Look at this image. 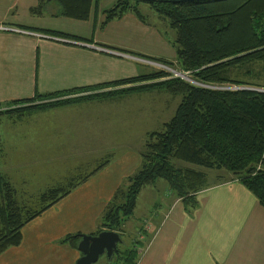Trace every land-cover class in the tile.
<instances>
[{
	"label": "trees",
	"instance_id": "trees-1",
	"mask_svg": "<svg viewBox=\"0 0 264 264\" xmlns=\"http://www.w3.org/2000/svg\"><path fill=\"white\" fill-rule=\"evenodd\" d=\"M92 1L40 0L30 9V14L41 16L46 6L54 3L58 9L56 16L86 21ZM141 4H146L167 22L169 30L175 32L171 43L175 59L170 62L139 57L190 71L203 85L227 89L195 87L178 79H168L166 72L154 70L110 84L47 96L35 95L30 100L0 105V119L7 117L21 121L35 112L153 90L181 97L174 116L162 130L146 136L139 170L128 176L126 186L115 190L104 208L100 228L92 236L102 231H113L122 236L123 225L132 216L139 193L158 180L166 182L185 210L195 209L197 194L213 183H209L207 173L190 167L232 175V179L221 178L215 184L239 182L264 208V92L247 90L264 91V0H213L178 5L117 0L105 11L102 27L127 13L148 24L138 10ZM30 32L72 39L51 31ZM108 88L114 90L106 91ZM99 90L101 92L74 99L34 104L43 99ZM106 163L101 164V168ZM175 163L190 167H177ZM94 172L70 186H56L46 191L36 210L18 202L17 191L0 173V255L19 246L21 230L26 224L68 196ZM82 236L80 233L66 235L59 242L77 249ZM137 252L135 246L118 249V254L107 264H136Z\"/></svg>",
	"mask_w": 264,
	"mask_h": 264
},
{
	"label": "rangeland",
	"instance_id": "rangeland-1",
	"mask_svg": "<svg viewBox=\"0 0 264 264\" xmlns=\"http://www.w3.org/2000/svg\"><path fill=\"white\" fill-rule=\"evenodd\" d=\"M54 6L57 8L56 4ZM138 10L171 45L175 32L167 28V22L146 4L139 5ZM140 69V73L158 70L155 66ZM110 90L114 89H106ZM156 91L35 112L21 121L2 117L0 173L17 191L18 202L36 210L46 191L75 184L100 167L68 194L66 198L79 200V204L73 208L74 214L63 218L68 235L79 234V230L81 235L90 234L89 231L96 233L106 206L97 202L102 199V186L112 180L118 184L114 185L115 190L127 185L128 176L140 168V153L146 136L161 131L181 101V97ZM190 168L207 173L209 183H213L197 194V207L185 210L162 180L144 187L132 216L123 225L122 242L117 248L133 247L139 232L147 229L148 237L137 247L139 258L156 238V241L180 248L186 264H214L213 259L224 263L249 252L250 256L255 255V262L258 261L256 253L258 247L264 248V237L262 241L252 237L257 226L252 219L256 215L254 205H258L255 197L236 181L215 184L221 178L232 179L230 174ZM240 199L245 200L240 202ZM40 222L39 216L22 228L28 225V235L25 234L24 242L14 247L19 253L8 252L13 247L7 249L6 254L0 255V264H24L43 251L48 256V264H53V250L64 245L58 239L49 241L48 236L34 237ZM95 264H107L106 257L101 256Z\"/></svg>",
	"mask_w": 264,
	"mask_h": 264
},
{
	"label": "crops",
	"instance_id": "crops-1",
	"mask_svg": "<svg viewBox=\"0 0 264 264\" xmlns=\"http://www.w3.org/2000/svg\"><path fill=\"white\" fill-rule=\"evenodd\" d=\"M39 1L0 0L1 106L13 101L30 100L35 95L47 96L75 89L92 88L148 74L140 73V68L150 66L144 61L152 60L139 56L170 62L175 59L173 47L161 35L158 28L142 23L132 13H127L119 20H113L102 27L105 21V11L111 8L117 0L98 2L93 0L89 18L86 21L56 16L58 9L53 3L46 6L43 15L33 16L30 14V9L35 8ZM104 4H108L106 8L103 7ZM27 29L56 32L67 35L73 40L48 37L45 34L43 36L46 37H37L36 34L42 35V33L26 31ZM154 91L156 90L151 92ZM99 92L101 90L68 94L35 101L34 104L72 99ZM69 106L54 109L63 107L66 109L70 108ZM114 185L118 184L112 180L102 186L104 191L102 195L100 193L102 199L97 200L102 203L101 206L106 205L112 197L115 191ZM65 198L40 215L41 222L34 237L48 236L51 241L60 240L68 235L63 218H68L75 213L73 208L78 206L79 200L70 201L69 197ZM243 200L245 199L239 201ZM256 204H258L254 205L256 215L252 216V219L257 226L254 227L252 237L262 241L264 208L257 200ZM27 226L21 231L23 242L25 234L28 235ZM79 232L81 233V230ZM88 233L90 234L86 235L95 234L93 231ZM149 233L147 229L139 232V238L133 245L136 250ZM148 247L140 258L139 250H137L138 262L136 261V264H186L181 249L174 245L171 247L164 241H156L155 238ZM12 251L18 252L14 247L8 252ZM5 252L3 254H6ZM45 252L43 251L41 255L24 264H48V256ZM52 253L55 257L53 264H76L80 258L77 249L68 245L56 248ZM230 253L233 256L234 249ZM256 254L258 257L256 262L255 255L250 256V252L246 255H239L238 259L232 257L224 263H217L215 259L213 261L214 264H264V248L258 247Z\"/></svg>",
	"mask_w": 264,
	"mask_h": 264
},
{
	"label": "water",
	"instance_id": "water-1",
	"mask_svg": "<svg viewBox=\"0 0 264 264\" xmlns=\"http://www.w3.org/2000/svg\"><path fill=\"white\" fill-rule=\"evenodd\" d=\"M148 4H184L200 1L213 0H141ZM250 91L264 92L263 90L247 89ZM121 235L113 231H102L95 236L83 235L77 243V251L80 253V258L76 264H95L101 256H105L108 262L112 257L118 254L117 246L121 244Z\"/></svg>",
	"mask_w": 264,
	"mask_h": 264
},
{
	"label": "built area",
	"instance_id": "built-area-1",
	"mask_svg": "<svg viewBox=\"0 0 264 264\" xmlns=\"http://www.w3.org/2000/svg\"><path fill=\"white\" fill-rule=\"evenodd\" d=\"M2 29V28H1ZM6 30V29H3ZM37 37H46L43 35H39L36 34ZM63 41H67V40H63ZM146 62L148 65L150 66H155L158 70L160 71H164L167 73V78L168 79H178L181 80L189 85L195 86V87H200V88H208L211 90H225L227 88L224 87H214V86H206L203 85L201 83H198L194 78H193V73L190 71H182L180 69H178L175 66H169V65H165L162 63H158V62H152V61H144Z\"/></svg>",
	"mask_w": 264,
	"mask_h": 264
}]
</instances>
